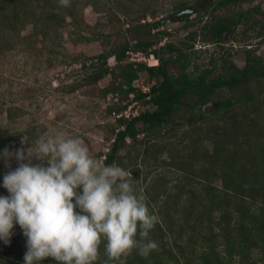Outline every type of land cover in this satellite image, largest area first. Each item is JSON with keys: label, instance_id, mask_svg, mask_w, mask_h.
<instances>
[{"label": "trees", "instance_id": "16d2710c", "mask_svg": "<svg viewBox=\"0 0 264 264\" xmlns=\"http://www.w3.org/2000/svg\"><path fill=\"white\" fill-rule=\"evenodd\" d=\"M149 1L154 0H112L119 8L118 13L128 15L133 22L144 20L146 12L139 5ZM252 1L195 0L190 4L188 0H179L171 16L180 15L175 21L184 23L182 31L187 33L184 39L179 44L166 43L158 50H151L159 62L157 66L125 64L121 67L120 77L112 75L114 80L120 79L116 86L104 89L105 93L119 94L121 102L125 101L116 110H110L114 117L135 101L142 107L136 117H115L116 127L110 131L111 148L101 163L119 165L129 169L132 175H141L139 164L142 163L147 168L144 181L156 170L154 180L146 181L147 186L141 184L134 188L145 196L150 210L159 218L151 231V238L158 248L147 257L133 250L127 256V264H264V61L246 51L245 67L240 69L230 61L229 53L214 58V50H211L208 63H195L190 69L191 61L199 58L194 51L197 29L202 32L206 46L222 48L220 42L224 32L233 33L237 25L249 21L248 14H260L261 10L260 7L247 12L241 10L232 18L211 17L209 21L208 18L199 21L201 24L188 21L192 12L198 13V20H203V15L210 12ZM85 6H91L97 12L110 11L107 0H68L67 5H61L59 0H0V58L15 48L11 37L21 41L19 34L28 24L32 26V32L23 38L21 50L32 55L43 54L37 48L39 44L49 55H60L63 29L69 32L73 43L94 41L104 33L97 28L106 25L97 22L91 27L85 23L81 16ZM171 16L140 27L160 30ZM108 19L111 24L120 23L115 16H108ZM159 30L157 41L160 43L166 33ZM7 32L12 36L6 39ZM101 38L104 44V36ZM154 44L155 41H139L134 49L148 55V47ZM129 50L131 47L125 43L98 55L104 73L109 72V57L113 56L116 66H120L121 62H126L125 54ZM162 52L174 59L162 57ZM168 64L178 69L176 75L168 72ZM216 70L219 73L213 76ZM141 75L144 81H153L146 92L136 85L143 82ZM2 83L0 79V85ZM224 90L228 91L226 95L222 94ZM210 102L218 108L204 111ZM182 107L190 113L197 110L199 114H195V122H190V129L180 136L177 130L162 137L173 142L145 145L139 155H130L135 148L127 150L124 157L119 155L127 140L133 145L137 142L139 124L147 135L153 134L174 121ZM3 114L12 122L24 114V109L8 105L0 93V121ZM176 123L177 126L181 124L180 120ZM41 132L43 128L35 126L26 131L27 147L36 143ZM12 139L11 134L3 133L0 123V152L5 148L19 149V145L8 146ZM140 143L143 144L142 140ZM161 154L168 155L173 163L167 164L166 158L157 161L155 156ZM3 164L0 161V169ZM163 164L171 165L174 177L177 174L171 185L169 182L173 177L168 179L165 173L169 169ZM2 179L0 174V185ZM218 181L221 186L215 184ZM0 193L5 195L7 191L0 187ZM17 242L19 246H16ZM105 244L106 241H102L99 245L95 264H118L108 259ZM25 252L26 238L17 225L10 246L0 253V264H23ZM43 264L56 262L48 258Z\"/></svg>", "mask_w": 264, "mask_h": 264}, {"label": "rangeland", "instance_id": "374dc122", "mask_svg": "<svg viewBox=\"0 0 264 264\" xmlns=\"http://www.w3.org/2000/svg\"><path fill=\"white\" fill-rule=\"evenodd\" d=\"M108 1V7L110 11L102 12L95 11L91 6H85L82 11V19L89 26H94L97 22L104 23L102 29L97 28L99 31H103L98 38L91 42H77L73 43L69 38V32L66 29L61 31V52L60 55H49L47 50L43 48L41 44L37 46L42 55H32L29 52L22 51V41L24 37H27L32 32V26L26 25L20 32V40L12 39V33L6 34L7 37H11L10 41L15 42V48L0 58V79L3 83L0 85V93L4 95V100L8 105L20 107L24 109V114L12 122L6 117V114L1 116L2 131L5 135L11 134L13 139L9 141L8 146L19 145V149L23 148L27 150L25 143V133L31 127L43 128L40 138L52 137L57 131H64L73 137H79L83 140L84 146L88 149L89 154L97 159L100 163L104 160L103 156L109 152L111 148V136L112 127H116L115 117L111 111L116 110L119 105H122L125 101L120 100L119 94L115 95L110 92L105 93L104 89H112L120 81V79L114 80L113 73L120 77L121 67L128 64L127 53L125 61L121 62L120 66H116V61L113 56L107 60V67L109 72L103 71V65L97 59L98 55L103 52H108L114 47L127 43L134 53L140 52L137 56L143 57L146 53L143 50H135L134 46L139 41H155L154 46L148 47L147 52L151 50H158L160 46L166 43L179 44L186 36V31H182L183 22L175 21L176 16L172 17L176 11V4L179 0H154L147 3H141V10L146 12L144 20L133 22L128 15H122L118 13V7L112 0ZM211 2H217L219 0H210ZM190 4L195 0H188ZM147 5V10L146 9ZM151 5V6H150ZM137 7V8H139ZM200 7V6H198ZM254 7H260V14L250 13L249 21L244 24H239L231 34H224L222 36V48L221 46H206L207 43H203L200 39L198 48L195 51L197 60H192L190 69H193L195 63L202 64L208 63L210 58V51L214 50L213 57L220 58L221 56L229 53L230 61H232L238 68L245 66V53L251 51L254 57L263 59L264 61V0H253L252 2L242 3L237 7H228L226 9H220L213 13L210 12L206 15L208 21L211 17H226L232 18L239 11L247 12ZM197 8V7H195ZM192 12V15L188 19L190 22L198 23L199 21H205V15L203 20H198V13ZM108 16H115L119 18L120 23H110ZM166 16H171L167 19V22L160 28V32L164 31L166 35L160 39V43L157 41L158 30L155 28L152 30L150 26L140 27L142 25L152 24ZM198 21V22H197ZM114 24V25H113ZM149 24V25H150ZM201 24V22H199ZM188 31V30H187ZM198 32V29H197ZM200 35L201 33L198 32ZM104 36V44L101 43V36ZM195 41V42H196ZM209 47V48H208ZM209 50V53H207ZM38 53V52H37ZM36 53V54H37ZM65 54V55H63ZM162 57H168L173 60L174 57L168 55L166 52L160 53ZM77 59L71 60L68 57L77 56ZM65 56V57H64ZM66 58V59H65ZM136 58V57H135ZM143 62V61H142ZM157 60H150L149 64H156ZM144 64V63H143ZM144 65H148L146 62ZM168 72L176 75L178 69L167 65ZM100 74L94 75L93 74ZM219 70L213 73L216 76ZM96 77V78H95ZM99 77V78H97ZM142 83L137 82V86L140 85L144 90L152 85V82L144 81L143 75H141ZM228 93L227 90L223 91V95ZM141 104V103H140ZM108 107L110 109H108ZM209 108H204V111L211 112L218 108V106L210 102ZM111 110V111H110ZM134 112V109H132ZM195 114H199V111L190 113L184 107L175 115L174 121H171L160 131L147 135L143 130V127L139 124L140 135L136 143H132L131 140H127L126 147L120 151L122 157L126 155L127 150L136 151L131 152L130 155H139L144 146L153 145L154 143H169L173 140L165 139L163 136L167 133L178 130V136L190 129V122H195ZM180 120V126L177 123ZM142 140V143L140 141ZM140 143V144H139ZM33 152L36 150V143L31 146ZM179 149V148H176ZM134 153V154H133ZM157 161L166 158L167 164H172L168 155L165 154L155 156ZM37 162L38 161H34ZM150 163L153 164L152 159ZM155 163V162H154ZM159 164V163H158ZM140 173H134L133 187L137 185H146V181L154 180L156 176V170L152 171L146 181L145 172L146 167L140 163ZM164 165V164H163ZM17 163L12 161V168L17 167ZM169 170L164 171L168 179H173L169 182V185L173 183L177 174L174 177V172L170 170L171 165H164ZM163 166V167H164ZM154 168V167H153ZM129 170V169H128ZM7 169L3 164L0 169L1 177L5 174ZM153 174V175H152ZM140 175L139 179L136 177ZM179 175V174H178ZM155 182V181H154ZM217 186H221L220 181L215 183ZM1 194V193H0ZM3 195V194H2ZM7 195V194H5ZM21 241V240H19ZM9 244H4L0 241V253ZM20 244L17 242L16 246Z\"/></svg>", "mask_w": 264, "mask_h": 264}, {"label": "clouds", "instance_id": "9594fccd", "mask_svg": "<svg viewBox=\"0 0 264 264\" xmlns=\"http://www.w3.org/2000/svg\"><path fill=\"white\" fill-rule=\"evenodd\" d=\"M0 161L7 169L0 185L7 191L0 194V241L9 244L18 225L26 238L23 264L48 258L95 264L102 241L118 264H127L133 250L147 257L158 248L151 231L159 218L133 187L132 173L100 163L81 138L57 131L39 138L35 152L5 148Z\"/></svg>", "mask_w": 264, "mask_h": 264}, {"label": "built area", "instance_id": "2783aa9c", "mask_svg": "<svg viewBox=\"0 0 264 264\" xmlns=\"http://www.w3.org/2000/svg\"><path fill=\"white\" fill-rule=\"evenodd\" d=\"M126 53L128 55L127 59L129 60L128 61L129 63H144L145 64L147 62L148 63L147 66H149V67L158 65L157 58H155V55L151 52L148 55H144L143 57H141V56L137 57L140 54V52L134 53L132 50H129ZM141 54H144V53H141ZM154 59L157 60L156 64H154V65L149 64L150 60H154ZM141 89L143 90V92L148 91V88H146V90H144L141 87ZM141 107H142L141 104L138 101H135V102L129 104L122 112L116 114L115 117L116 118H126V119L136 117L139 114ZM132 109H134V112H132Z\"/></svg>", "mask_w": 264, "mask_h": 264}, {"label": "flooded vegetation", "instance_id": "af4514ba", "mask_svg": "<svg viewBox=\"0 0 264 264\" xmlns=\"http://www.w3.org/2000/svg\"><path fill=\"white\" fill-rule=\"evenodd\" d=\"M195 14H196V13H195ZM179 17H180V15H177V16H176V18H179ZM204 17H205V20H207V17H206V16H204ZM197 22H198V21H197ZM202 22H203V21H202ZM194 23H195V22H194ZM196 28H198V27L196 26ZM196 28H193V29H196ZM196 31H197V30H196ZM198 32H200L201 34L199 35ZM198 32H197V38H196V39H200V40L204 43L203 38H202V32H201V31H198ZM226 33H227V32H224L223 35L226 34ZM228 34H229V33H228ZM223 35H222V36H223ZM222 41H223V40H222V37H221V42H220L221 44L223 43ZM198 44H199V41H196V42L194 43V49H195V50H197V48H198V47H197ZM194 49H193V50H194ZM191 52H192V50H191ZM244 67H245V66H244Z\"/></svg>", "mask_w": 264, "mask_h": 264}, {"label": "water", "instance_id": "95a60500", "mask_svg": "<svg viewBox=\"0 0 264 264\" xmlns=\"http://www.w3.org/2000/svg\"><path fill=\"white\" fill-rule=\"evenodd\" d=\"M209 107L207 106L206 109H208Z\"/></svg>", "mask_w": 264, "mask_h": 264}]
</instances>
